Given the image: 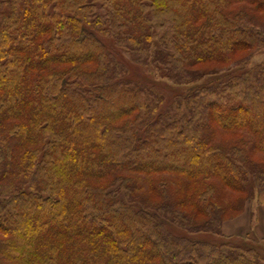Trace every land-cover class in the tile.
I'll list each match as a JSON object with an SVG mask.
<instances>
[{
    "label": "trees",
    "instance_id": "1",
    "mask_svg": "<svg viewBox=\"0 0 264 264\" xmlns=\"http://www.w3.org/2000/svg\"><path fill=\"white\" fill-rule=\"evenodd\" d=\"M260 51L264 0H0V264H264Z\"/></svg>",
    "mask_w": 264,
    "mask_h": 264
},
{
    "label": "rangeland",
    "instance_id": "2",
    "mask_svg": "<svg viewBox=\"0 0 264 264\" xmlns=\"http://www.w3.org/2000/svg\"><path fill=\"white\" fill-rule=\"evenodd\" d=\"M111 46V45H110ZM264 62V51L256 53L252 58V65H257ZM240 70L236 69L233 73H239ZM136 79H142L144 81H150L155 84L165 93L167 100L174 94L181 93L186 91L189 88V85H174L164 79L159 73H154L153 71H148L145 68L137 67L135 65H130V75L132 74ZM228 74V73H225ZM223 75L207 76L201 82H209L219 80ZM242 216L243 222L249 224L248 229L238 230L237 234L226 236L225 240H231L239 244L245 245H255L259 251L264 255V208L257 205L256 200H248L245 204L244 211L233 219L226 221L234 220ZM224 221V222H226ZM223 222V223H224ZM174 232L180 233L176 228L173 229ZM194 237V236H193ZM196 238L207 239V240H216L219 239L215 236H210L207 234H197ZM223 240V239H222Z\"/></svg>",
    "mask_w": 264,
    "mask_h": 264
},
{
    "label": "crops",
    "instance_id": "3",
    "mask_svg": "<svg viewBox=\"0 0 264 264\" xmlns=\"http://www.w3.org/2000/svg\"><path fill=\"white\" fill-rule=\"evenodd\" d=\"M249 224L243 222L242 220V216H239L238 218L231 220L230 221H226L223 223V232L225 235L230 236L233 234H237L238 230L241 229H248Z\"/></svg>",
    "mask_w": 264,
    "mask_h": 264
}]
</instances>
